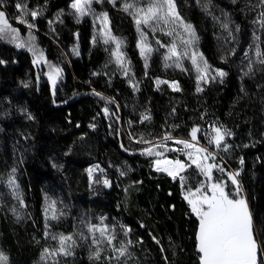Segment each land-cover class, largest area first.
Here are the masks:
<instances>
[{"label":"trees","instance_id":"16d2710c","mask_svg":"<svg viewBox=\"0 0 264 264\" xmlns=\"http://www.w3.org/2000/svg\"><path fill=\"white\" fill-rule=\"evenodd\" d=\"M71 1L0 0L18 31L0 34V264H201L183 189L205 173L167 175L152 161L169 149L161 138L206 143L213 124L229 137L210 172L245 198L264 264V0H173L192 57L212 69L201 84L195 60L144 59L131 14L103 0L133 65L130 78L114 73ZM41 54L59 80L36 65Z\"/></svg>","mask_w":264,"mask_h":264},{"label":"rangeland","instance_id":"374dc122","mask_svg":"<svg viewBox=\"0 0 264 264\" xmlns=\"http://www.w3.org/2000/svg\"><path fill=\"white\" fill-rule=\"evenodd\" d=\"M101 1L103 0H72L70 2L72 14L76 19H91L92 39L98 41L110 56L112 71L124 78H130L133 75V65L129 56L124 53L121 40L113 34L108 15L100 10ZM107 1L113 5L119 1L123 9L131 14L140 39L139 50L144 59L148 58L150 51H160L165 55L168 63L183 67L184 60L190 58L197 63L195 76L200 84L211 78L206 63L201 58L192 57L195 50L192 40L188 37L190 32L181 24L173 0ZM0 34L11 37L18 35V31L10 26L3 7H0ZM39 56V59L35 60L36 65H42L53 82L59 80L63 73L62 68L57 63L51 64L45 61L46 57L43 54ZM161 83H166L171 89H177L174 82L163 79L156 80L157 88ZM107 113L108 110H105L106 115ZM212 127V135L209 138L212 153L203 154L202 149L194 150L196 158L192 163L204 171L206 180L197 189H183L188 206L199 219L197 244L201 264H261V249L245 198L237 200L228 198L224 184L214 179V175L210 172L212 167L217 165L214 157L218 154L220 156L219 152L227 149L229 137L227 130L214 124ZM165 141L170 142L169 149L162 157H156L154 163L152 161V168L167 175H179L182 171L179 157L183 156L182 151H187L192 142L180 141L176 137H164L160 140V142ZM88 171L91 177L97 172L95 167H90ZM228 176L235 185L238 184L235 171L229 170ZM8 185L16 188L11 180L8 181ZM59 251L62 253L64 249Z\"/></svg>","mask_w":264,"mask_h":264},{"label":"built area","instance_id":"2783aa9c","mask_svg":"<svg viewBox=\"0 0 264 264\" xmlns=\"http://www.w3.org/2000/svg\"><path fill=\"white\" fill-rule=\"evenodd\" d=\"M213 127L211 125L207 126V131L205 134V139H206V143H202V142H197V141H193L190 139H184V138H180V137H176L178 138L180 141H189L192 142L191 144H189L187 151L185 150L182 151L183 153V157L179 159V163L182 166V168H185L186 166H188L189 164H191L192 162L195 161L196 158V154L194 153V150H199L201 147L206 148L207 150L211 151V149L209 148V136L212 133Z\"/></svg>","mask_w":264,"mask_h":264},{"label":"bare ground","instance_id":"6f19581e","mask_svg":"<svg viewBox=\"0 0 264 264\" xmlns=\"http://www.w3.org/2000/svg\"><path fill=\"white\" fill-rule=\"evenodd\" d=\"M219 156V155H218Z\"/></svg>","mask_w":264,"mask_h":264}]
</instances>
